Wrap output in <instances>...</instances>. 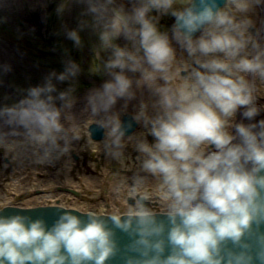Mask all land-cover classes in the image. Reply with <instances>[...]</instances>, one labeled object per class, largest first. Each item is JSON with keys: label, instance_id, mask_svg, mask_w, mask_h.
Here are the masks:
<instances>
[{"label": "clouds", "instance_id": "9594fccd", "mask_svg": "<svg viewBox=\"0 0 264 264\" xmlns=\"http://www.w3.org/2000/svg\"><path fill=\"white\" fill-rule=\"evenodd\" d=\"M87 3L90 27L110 55L102 66L109 78L88 93L86 109L110 139L109 154L118 159L131 124L125 126L114 106L122 99L127 108L141 95L133 120L146 132L135 151L143 158L142 172L159 181L172 254L162 259L163 241L148 239L164 231L145 206L150 194L142 192L134 200L127 219L114 215L112 221L127 231L136 219L137 243L156 252L145 264H241L242 257L224 261L220 248L264 223V120L235 123L241 108L242 116L252 120L264 107L257 105L258 86L264 84V41L259 30L251 31L255 25L249 15L264 0H186L181 10L174 8L175 0H134L130 11L114 7L115 0ZM153 12L175 18L171 39ZM66 35L82 46L78 30ZM121 37L124 46L117 43ZM172 41L187 53V64L176 63ZM80 70L69 60L62 73H51L14 106L0 109V119L23 129L41 162L67 154L79 139L75 127L66 126L74 119L72 89L54 96L52 80H72ZM132 179L137 188L144 187L146 176ZM102 217L89 214L85 222L62 212L47 228L41 219L0 215V264H105L115 244Z\"/></svg>", "mask_w": 264, "mask_h": 264}, {"label": "rangeland", "instance_id": "374dc122", "mask_svg": "<svg viewBox=\"0 0 264 264\" xmlns=\"http://www.w3.org/2000/svg\"><path fill=\"white\" fill-rule=\"evenodd\" d=\"M5 1H0V109L14 106L27 95L29 88L43 85L53 72L62 73L67 62L72 60L79 64L80 72L74 79L64 82L53 78L52 83L57 88L53 95L71 87V94L76 99L73 108L80 115L88 113L80 102L109 78L103 74L102 66L110 55L90 27L92 16L88 12V3L84 0ZM133 2L115 0L114 7L130 11ZM185 4L186 0H175L174 8L181 10ZM152 15L157 17L160 30L168 32L171 39L169 22L174 17L156 12ZM71 30L79 31L81 47H76L67 38L66 34ZM117 43L124 46L127 41L121 37ZM172 44L177 50L176 63L187 64V53L175 41ZM60 103L56 101L57 106ZM121 103L117 101L116 109L124 108ZM140 128L143 134L146 129L142 125ZM148 138L151 140V136Z\"/></svg>", "mask_w": 264, "mask_h": 264}, {"label": "bare ground", "instance_id": "6f19581e", "mask_svg": "<svg viewBox=\"0 0 264 264\" xmlns=\"http://www.w3.org/2000/svg\"><path fill=\"white\" fill-rule=\"evenodd\" d=\"M2 1V0H0ZM16 1V0H14ZM87 2V0H84ZM6 3L9 2V0H6L5 1ZM3 5V4H2ZM258 10L260 13H263V15L261 16V19L259 22L258 19L256 17H252L256 20V23L254 24L255 27L251 30L253 31V33L255 34L257 30H259V33H260V38L262 41H264V7L263 6H258ZM259 87V91H258V99H257V105L258 106H264V84H261L258 86ZM148 92L145 90L143 92V98L144 99H147L148 98ZM141 99V95L138 93L137 95V98L131 102H129L127 108H124L122 109L120 107V109H116V105L114 106V109L113 111L114 112H118L120 114V119L121 116L123 114H126L127 112L131 111V114L132 116L134 115L135 111L137 110V106L139 104V100ZM120 102L122 101L121 104L124 103V101L121 99L119 100ZM80 102V101H79ZM81 104L80 105H83L84 108H86L85 106V103H86V100H82L80 102ZM84 103V104H83ZM118 110V111H117ZM243 108H241L240 110H238L236 116H235V121L236 123H243L245 125H248V124H252L253 122H259L260 120H264V107H261V111L259 112V114L257 116L254 117L255 121H252V120H249L245 117L242 116V112H243ZM71 112L72 114H74V119L68 123H73L75 126H76V130H83L84 129L86 130L87 128V125L91 122H95L96 121V118L92 117L90 115V112L88 113H85V114H81L80 115V112L76 111L75 108H72L71 109ZM84 112H87L84 111ZM122 121V120H121ZM3 126L1 127H4L5 125V129L4 130H0V147L1 148H4V149H7V152L9 150H16V151H19V155H20V158L18 161H9V160H6L4 157H2L0 155V207H2L3 205V201H6L8 200V196L10 197H15L16 195H19V191H13L12 189L15 188L17 189L15 186L10 187V186H7L8 188L11 189V194H7L6 190L3 189V187L5 186V183L7 182L4 175H3V172H4V169H9V168H13L15 169L16 168V165L17 164H22V161L26 162L27 161V158L30 159V160H33L35 156H37V158L40 157L39 153L37 152V150L35 148L32 149V146H30L29 144L27 145L25 143V138H24V134H23V129H17V128H13L11 126H9L8 124H6L4 121L2 122ZM74 126V127H75ZM141 126H139L137 128V131L139 130ZM146 132V130H144ZM139 132V137H142L143 134L141 131H138ZM234 133V132H233ZM130 136V134H129ZM136 136V135H135ZM106 137L105 136V139H104V142L106 140ZM138 137V138H139ZM130 138H134L133 136V132H132V137ZM141 139V138H140ZM137 141V140H136ZM135 141V142H136ZM26 145H25V144ZM84 145L86 144H82L81 145V149L83 150ZM91 146V145H89ZM133 148V146H132ZM26 149V152H24V156L25 158L23 157V150ZM91 151L93 150H100V146H93L91 147L90 149ZM105 150L107 151V153L110 152V148L109 147H105ZM211 150H214V148H212L211 146L209 147V151ZM139 155V154H138ZM16 156V155H15ZM39 156V157H38ZM123 155L118 159L119 160V164L121 165V167L125 168V169H128V170H131V171H136L138 168L142 167V159L141 158H138L137 160H133L132 163H124V159L122 158ZM7 158V157H6ZM60 161L62 162V167L64 166H67L69 164L68 161H64L63 160V155H60L59 157ZM39 160V159H38ZM82 160L81 159V163H82ZM33 169L37 170L38 168L37 167H33L31 166ZM104 170H106V168H104ZM82 171V172H81ZM77 170L76 173L78 174V177L80 179L83 178V176L85 177L87 172L84 171V170ZM20 173H23L22 169H20ZM68 173H71L70 171H68ZM97 173V176L99 179H101L103 182H104V178H102L101 176L104 174V171H96ZM27 177H26V180H28V183L31 182H36V183H42L43 180L46 181L47 183L44 184V186H48L49 184L52 185V181L48 178V176H50L49 174H45V173H39V175H37L38 177H35V174L32 172L30 173L29 171L25 174ZM88 176L91 177L90 174H88L85 178L83 179H86ZM123 177V178H121ZM24 178V174H21V177L19 179L20 182H22ZM125 177L124 176H117L116 177V180H113L112 183H108V186L110 189L112 190H119V191H125V188H128L127 189V192L128 194H132L134 192L136 193H148V194H154V191L160 193V184H159V181L157 179H147V183L151 182L150 180H153L152 184H151V187L152 189H149V190H146L144 187L142 188V190L140 189H133V187H136L133 182L131 180H128V179H124ZM83 179L82 180H76L75 177H71V183L69 182V180H66V182L70 183V185L72 184H77L80 183V181L83 182ZM79 181V182H78ZM86 183H91V184H96V182H94V180H90V181H85ZM40 186V185H39ZM44 186L42 188H44ZM97 187H101L100 185H97ZM130 189L132 190H135L134 192H131ZM47 192V191H46ZM49 194V193H48ZM47 195V194H45ZM43 195V196H37L35 198H32L30 199L31 197H29L28 195H23V198L24 199H27V202L26 204L28 205H33L32 208H36V207H40V206H37V204H39L40 199L43 197V198H46V196ZM117 198H120L118 201H112V203L110 204V202H101L99 204H97L96 206L97 207H94L91 203H93L95 201V198L93 199H86V201H83L81 207H77L76 209L77 210H83V211H86L88 214H97V215H100V216H120L121 218L125 215H127L128 213H130L131 211V206L134 205V200L132 199V197H128L127 193L126 194H123V195H119L117 196ZM75 200V199H74ZM152 201H156V200H152ZM22 202V199L18 200L17 201V204H20ZM63 204V203H61ZM155 206L157 207H154L155 209H151L154 213V215L156 214H161L160 211H157L156 209L159 208V209H166V205L163 201H160L159 203H154ZM52 207H59L57 205H54ZM125 212H128L126 214H124Z\"/></svg>", "mask_w": 264, "mask_h": 264}, {"label": "water", "instance_id": "95a60500", "mask_svg": "<svg viewBox=\"0 0 264 264\" xmlns=\"http://www.w3.org/2000/svg\"><path fill=\"white\" fill-rule=\"evenodd\" d=\"M121 120L125 126L131 124V128L126 133V136H128L135 129L136 124L130 115H124ZM89 132L93 140H100L103 137L102 129L95 124L89 126ZM144 203L147 205L146 202ZM62 212L79 215L85 222L87 221L88 214L59 207H37L31 209L6 207L0 210V215L5 217L21 215L30 218L32 221L41 219L45 222L47 228H51ZM102 218L105 220L107 229L111 231V238L115 244L114 254L105 261V264H145V261L156 255L154 249L137 243L140 235L137 231L135 218H133L132 226L127 231L117 226L111 217L103 216ZM121 219L125 220L127 217L123 216ZM155 219L157 223L163 224L164 231L159 236H150L148 239L152 243L163 241L164 251L161 253V258L164 259L172 254V246L168 241V231L171 228V224L167 214H156ZM145 253L147 254L145 255ZM220 256L224 258V261L231 259L235 262L236 257H242L241 264H264V223L253 225L239 242L224 241L220 248ZM89 264H93V262H89Z\"/></svg>", "mask_w": 264, "mask_h": 264}]
</instances>
